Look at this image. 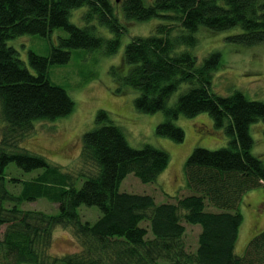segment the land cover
Masks as SVG:
<instances>
[{"label":"trees","instance_id":"trees-1","mask_svg":"<svg viewBox=\"0 0 264 264\" xmlns=\"http://www.w3.org/2000/svg\"><path fill=\"white\" fill-rule=\"evenodd\" d=\"M121 5L127 20L161 17L163 22L152 34L134 36L121 67H111L117 91L135 89L139 111L165 114L158 135L182 142L185 130L174 120L208 112L229 142L219 149L195 147L185 162L188 193L168 194L163 202L121 185L130 173L144 183L156 182L168 167L169 152L150 143L132 146L106 109L97 111L94 126L83 133L72 165L33 153L24 143L36 124L57 121L75 108L71 94L50 79V67L67 64L74 49L115 54L127 26L111 0H0V229L5 226L0 264H264V229L246 243L243 255L236 250L243 196L264 185V160L252 152L250 133L254 121H264V101L237 89L227 95L214 91L219 51L198 63L195 54L181 49L196 46L202 27L215 32L239 27L230 40L264 43V0H123ZM82 6L86 25L78 26L70 15ZM96 21L115 36L97 34ZM60 28L67 35L59 36L49 55L30 51L29 64L9 44L23 34L47 36ZM184 83L188 89L169 104ZM11 163L31 176L7 171ZM40 198L57 204L58 212L24 207ZM81 205L97 206L101 215L85 220ZM197 225L194 250L185 236L187 226ZM58 227L72 231L81 249L50 254Z\"/></svg>","mask_w":264,"mask_h":264},{"label":"rangeland","instance_id":"rangeland-1","mask_svg":"<svg viewBox=\"0 0 264 264\" xmlns=\"http://www.w3.org/2000/svg\"><path fill=\"white\" fill-rule=\"evenodd\" d=\"M111 1L117 8L121 22L127 26V31L121 37L120 48L111 55L104 53L103 49L92 51L74 49L71 60L67 64L52 65L49 69L50 79L71 94L75 101V108L70 115L57 121L45 120L36 124L33 131L25 137L24 144L31 148L33 153L41 154L51 162L70 166L79 159L83 133L94 126L97 111L106 109L114 122L123 128L132 146L142 147L150 143L169 152L168 167L156 182L144 183L130 173L121 185L122 190L154 194L157 201L163 202L168 194L178 195L188 190L185 162L193 149L197 146L219 149L228 144L229 136L224 127L214 124L208 112H202L194 117L182 114L174 120L185 130V139L182 142L158 135L156 127L165 119V114L162 111L153 113L139 111L134 102L138 93L135 89L130 88L131 92L117 91V84L110 73L111 67L120 66L125 47L134 36L154 33L159 22H163V18L153 17L143 21L127 20L123 16L124 10L121 5L123 0ZM86 10V6L73 9L70 15L71 21L78 26H85ZM95 23L97 34L106 38L115 36L107 25L100 24L98 21ZM239 31H241L239 27L218 32L202 27L196 34L198 38L196 46H184L181 49H188L195 54L198 63H201L208 54L219 51L221 59L220 67L214 71V91L227 95L237 89L244 92L250 99L264 101V43L244 46L229 39V36ZM61 35H67L61 28L55 29L47 36L23 34L11 40L9 44L13 45L18 50L20 58L29 64L30 51L49 55ZM127 68L121 72H126ZM31 70L34 72L33 68ZM188 87L187 83L182 84L170 98L169 104H174ZM2 125L3 121L0 119V140L3 136L4 125ZM250 133L254 140L252 152L264 160V121L262 119L254 121L250 126ZM13 170L22 178H29L32 174L15 168V164L11 163L7 171L13 172ZM17 188L20 189V186ZM187 193L188 191L185 192ZM24 207L43 209L52 213H57L59 210L57 204L44 198L25 202ZM79 211L85 220L92 222L101 215V210L97 206L81 205ZM241 211L244 219L236 247L238 255H243L246 243L264 229V185L245 193L241 201ZM4 229L5 226H2L0 236ZM199 229V225L187 226L185 240L191 249H194L197 244ZM79 249H81L80 240L72 231L62 227L56 228L50 254L64 255Z\"/></svg>","mask_w":264,"mask_h":264},{"label":"water","instance_id":"water-1","mask_svg":"<svg viewBox=\"0 0 264 264\" xmlns=\"http://www.w3.org/2000/svg\"><path fill=\"white\" fill-rule=\"evenodd\" d=\"M117 1H119V0H117Z\"/></svg>","mask_w":264,"mask_h":264}]
</instances>
